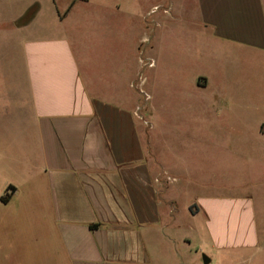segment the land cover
I'll return each instance as SVG.
<instances>
[{"label": "crops", "instance_id": "crops-1", "mask_svg": "<svg viewBox=\"0 0 264 264\" xmlns=\"http://www.w3.org/2000/svg\"><path fill=\"white\" fill-rule=\"evenodd\" d=\"M45 1L62 23L54 30L31 27L39 0H0V53L16 50L13 74L23 95L17 110L0 103V132H14L8 144L16 149L7 154L13 177L2 185L14 189L0 200V264L189 261L173 192L186 179L184 163L180 173L161 160L151 135L158 111L145 76L161 75L164 34L167 89L185 86L186 106L202 117L184 130L205 147L213 128L217 152L246 160L253 176L244 194L197 195L184 208L204 216L199 228L216 250L232 258L262 253L264 264V0H154L142 14L149 48L142 39L119 44L102 62L82 55L86 44L78 40L90 37V48L100 49L97 33H109L78 29L75 11L90 0ZM140 3L121 0L116 8L133 14ZM179 37L190 73L176 55ZM163 245L171 248L160 254Z\"/></svg>", "mask_w": 264, "mask_h": 264}, {"label": "rangeland", "instance_id": "rangeland-1", "mask_svg": "<svg viewBox=\"0 0 264 264\" xmlns=\"http://www.w3.org/2000/svg\"><path fill=\"white\" fill-rule=\"evenodd\" d=\"M120 1L90 0L89 4L79 5L78 9H76L75 12H78L80 16L77 25L78 29L87 32L90 29L98 32L100 30L109 32L108 34L97 33L102 47L95 50L90 48V37L80 35L78 40L80 39L86 44V50L82 55L85 54L86 57L94 56L96 60L102 62L117 53L118 48H114L115 46L117 47L119 44H126V47L135 46L140 39L145 40L143 43L144 49L149 48L150 31L144 26L148 20H142V14H145L146 10L152 6L154 0H139L141 8L137 7V11L133 12V14L125 10L123 6L117 9L116 5ZM39 2L38 9L40 10H38L39 13L32 22L31 27L36 30L46 28L54 30L57 26H60L62 23H55L52 17V15L55 16L54 4L45 0H39ZM56 5L60 6L59 3ZM33 12L34 8L32 7L31 13L33 14ZM60 15L63 16V12ZM82 16L84 19L81 18ZM51 32L52 35H56V31ZM106 46L107 49H105ZM183 46L184 40L179 37V49H175L176 55L182 56L180 58L182 70L190 73L191 56L185 59L186 63L183 66V55L188 53L186 49L183 51ZM158 47V59L162 65L161 75L155 79L154 74L150 71L145 76L147 77L148 75L149 82L147 86L153 94L158 111V116H156L157 126L151 131V135L152 143L157 147L161 160L172 162L175 165V169L177 168L180 173L183 171V166L180 163H184L186 179L184 182L175 184L174 187L176 189H173V192L178 197L180 211L178 223L181 227L179 226L176 229V233L179 236L185 235L184 237L191 244L189 247L184 246L186 258L189 260L185 264H263L262 253L255 254L252 258L250 252L242 251L241 256L235 257L233 255L232 258L229 252L216 250L199 228V220H203L204 216L198 214L195 217H190L188 211L184 208V202L197 195L244 194L253 176L248 173L246 160H235L230 150L224 149L221 152L219 150L217 152L213 128L207 129L205 147L198 144L197 139L192 140V134H188V131L184 130L185 126H199L202 123V117L200 118L199 114L193 112L197 108L186 106L188 102L186 101L187 89L185 86L176 84L170 91L167 89L166 64L169 45L166 34L159 39ZM16 54V50L14 52L0 53V103L3 104L2 110H9L12 106H14L13 110H17L18 96L23 97L21 95L22 83H20L19 79L17 80L16 74H13L17 61L14 62L12 58ZM152 78L154 79L153 83ZM207 125L208 128L214 126L213 118L210 116L207 117ZM197 134V132L193 133L194 136H197ZM13 136L14 132H0V197L6 191L7 186L2 188V185L6 183L7 177H13L12 172L14 169L10 168V166L11 164L14 165L15 160H8L7 155L11 154L13 156L16 153L14 145L8 144L12 141ZM209 136L212 138H209ZM14 179H16L15 174ZM184 185H186L185 190ZM161 247L160 254L168 253L171 248L164 245ZM196 249L197 253H195ZM176 250L179 251L178 248ZM200 251L201 253L199 254L198 252ZM197 255L200 256L198 260L196 259ZM204 257L209 259V261L205 262ZM155 264H162V258L158 259L157 257Z\"/></svg>", "mask_w": 264, "mask_h": 264}, {"label": "trees", "instance_id": "trees-1", "mask_svg": "<svg viewBox=\"0 0 264 264\" xmlns=\"http://www.w3.org/2000/svg\"><path fill=\"white\" fill-rule=\"evenodd\" d=\"M13 189H14L13 186L8 185L7 188H6L5 193L0 197V200L2 202H6L9 199V197L11 196V194L13 192Z\"/></svg>", "mask_w": 264, "mask_h": 264}, {"label": "water", "instance_id": "water-1", "mask_svg": "<svg viewBox=\"0 0 264 264\" xmlns=\"http://www.w3.org/2000/svg\"><path fill=\"white\" fill-rule=\"evenodd\" d=\"M204 260H205V262H208V259L206 257H204Z\"/></svg>", "mask_w": 264, "mask_h": 264}, {"label": "built area", "instance_id": "built-area-1", "mask_svg": "<svg viewBox=\"0 0 264 264\" xmlns=\"http://www.w3.org/2000/svg\"><path fill=\"white\" fill-rule=\"evenodd\" d=\"M151 63H148V65H150Z\"/></svg>", "mask_w": 264, "mask_h": 264}]
</instances>
